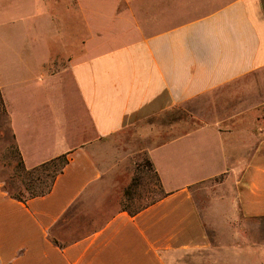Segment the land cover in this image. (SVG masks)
<instances>
[{"label": "crops", "instance_id": "0c3cea01", "mask_svg": "<svg viewBox=\"0 0 264 264\" xmlns=\"http://www.w3.org/2000/svg\"><path fill=\"white\" fill-rule=\"evenodd\" d=\"M0 92L28 169L68 159L26 202L0 179V264L264 256V0H0Z\"/></svg>", "mask_w": 264, "mask_h": 264}, {"label": "rangeland", "instance_id": "374dc122", "mask_svg": "<svg viewBox=\"0 0 264 264\" xmlns=\"http://www.w3.org/2000/svg\"><path fill=\"white\" fill-rule=\"evenodd\" d=\"M13 99H14L15 105L19 106L18 105L19 98L14 96ZM260 115H262V113ZM16 149H17V146L9 130L6 109L0 100V179L6 182L7 188H13L14 191H18L20 189L24 190L23 185L24 183H26L24 182L26 178L22 176V174L20 173L19 154L18 152H16ZM145 162L146 160L142 156L137 157L134 160L133 162V168H134V173H135L134 177L136 176L138 172L136 170L137 165L143 164ZM139 175H141L143 178L140 180V183H138L139 184L138 187L133 188L132 193L136 191V193H133L135 197H141V199H144V195L148 194L147 189L150 186V191H151L150 195H151V201H152L154 197L152 187L154 185L150 180V174L146 171ZM212 183L213 182H208L206 183V185H209ZM139 188H140V191L139 193H137ZM199 195H200L199 193H196L195 195L197 201H200ZM155 196L157 199L158 195L155 194ZM251 227H252V234H253L252 235L253 248H257V247H260V245H264V223L263 224L254 223ZM225 242L230 243L228 239H226ZM223 253H225V251H223ZM223 258H227V257H222V259ZM261 263L264 264V256H261L260 253H258L257 257L256 256L253 257V264H261Z\"/></svg>", "mask_w": 264, "mask_h": 264}, {"label": "trees", "instance_id": "16d2710c", "mask_svg": "<svg viewBox=\"0 0 264 264\" xmlns=\"http://www.w3.org/2000/svg\"><path fill=\"white\" fill-rule=\"evenodd\" d=\"M0 100L3 103L1 92H0ZM16 152H18L19 154L20 173L22 174V176L26 178V180L24 181L26 183H24L23 185L24 190L20 189L18 191H14L13 188L6 187L11 197L21 202H26L29 199L35 197H41L50 193L56 178L58 177V175H60L63 172L65 166L68 163L67 155L66 154L61 155L38 167L28 169L24 165L23 159L20 156L18 149H16ZM136 170L138 172L136 176L133 178L131 185L126 190V196L128 197V199L130 200L133 199L131 191L133 190V188L138 187L139 185L138 183H140V180L143 178L139 174H142L143 172L146 171L150 174V180L155 186L156 194L158 195L155 201H159L161 198L165 196L164 191L162 189L160 177L158 173L155 171L151 161L146 160L145 163L138 164ZM155 201H152V203H154ZM130 212L132 214L135 213L131 211V209Z\"/></svg>", "mask_w": 264, "mask_h": 264}]
</instances>
